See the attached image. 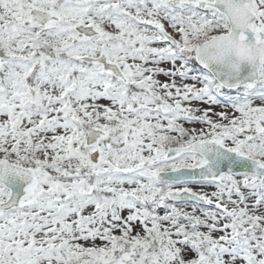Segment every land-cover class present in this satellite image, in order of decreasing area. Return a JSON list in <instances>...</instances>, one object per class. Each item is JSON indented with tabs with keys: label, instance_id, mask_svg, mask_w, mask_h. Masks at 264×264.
Wrapping results in <instances>:
<instances>
[{
	"label": "snow or ice",
	"instance_id": "snow-or-ice-1",
	"mask_svg": "<svg viewBox=\"0 0 264 264\" xmlns=\"http://www.w3.org/2000/svg\"><path fill=\"white\" fill-rule=\"evenodd\" d=\"M0 264H264V0H0Z\"/></svg>",
	"mask_w": 264,
	"mask_h": 264
}]
</instances>
